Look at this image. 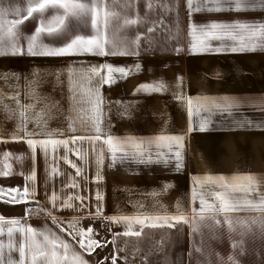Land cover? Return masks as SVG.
Wrapping results in <instances>:
<instances>
[{
	"label": "crops",
	"instance_id": "1",
	"mask_svg": "<svg viewBox=\"0 0 264 264\" xmlns=\"http://www.w3.org/2000/svg\"><path fill=\"white\" fill-rule=\"evenodd\" d=\"M201 5L212 6L207 5L206 0H201ZM222 6L234 9V5ZM236 21L264 23V9L255 7L254 10L239 12L202 11L190 15L187 0H182L180 37L175 41L178 42L175 47L151 50L141 42L138 55H0V74H3L0 75V141H10L13 134H20V109L13 99L17 94L20 105H35L34 109L26 112L29 117L28 131L63 133L62 137L55 138L94 134L86 131L81 123V120L87 121L92 115L88 102L89 90H94L99 80L98 76H92L89 81L88 69L104 63L130 70L127 77L114 74L116 78L111 85L103 84L99 87L103 99L101 128L104 138L110 135L123 140L135 137L149 141L159 135H184L180 169L176 168L175 159L169 157L166 149L155 145L150 148L153 160L159 159L161 162L141 164L131 159L121 162L123 154L118 152L117 160L113 163L111 153L102 139L94 146L87 141L69 145L74 150L79 149L86 157H78L75 151L67 153L68 158L82 169L80 175L63 160H56L54 163L60 174L49 176L46 175L48 165L37 148L35 201L39 202V208L51 211L58 224H53L39 208L36 212L26 214L24 204L0 202V215L6 220L19 219L22 224L38 232L49 230L55 233L69 245L70 259L73 254L79 255L88 264H111L113 254L116 264H233V261L235 264H264V212L258 210L207 213L205 223L198 232L192 230L191 224H178L171 229L146 227L140 237L114 236L126 231V226L122 223H109L104 219L138 213L162 214L164 211L175 214L179 203L182 208L189 210L188 218L191 220L193 216L190 209L199 208L198 200L195 204L191 201L194 177L212 175L231 178L251 175L258 178L256 190L249 194L237 191L232 195L240 200L247 198L254 203H258L259 198L264 196V110H261V102L264 100V50L237 53L192 50V23L202 26L210 22ZM31 23H37L38 26V21ZM87 29L85 27L82 30L81 27L80 34L88 35ZM115 33L117 39L128 42L136 37L134 31L122 32L121 36L119 31ZM33 34L34 30L26 32L19 39V45L26 48L28 37ZM39 42L49 46H60L63 43L45 37ZM210 44L212 48H229L234 42L228 39L211 40ZM105 74L101 72V75ZM157 82L166 85L164 91H137L140 85ZM30 93L38 99H33ZM178 95L185 99H177ZM224 97L239 98L242 107L235 110L232 116L220 115L211 108L197 109V113L189 118L187 98L193 99V107L196 108L195 102L198 99L219 101ZM201 102L204 103L203 100ZM37 119L42 121L39 126ZM70 119L75 122V133L68 130ZM202 119L209 122L207 130L189 131L190 127L198 129ZM240 121H251L252 125L238 123ZM133 151L129 148V153ZM5 152L13 154L7 161L12 165V174L7 178L0 177V187L22 188L29 184L25 177L33 170V160L26 143L0 142V168L6 163L3 160ZM101 152L103 159L98 166L97 158ZM55 155L62 157L65 150L60 147ZM164 160L168 162L164 163ZM97 173L101 177L99 182L95 180ZM46 180L47 196L55 191L59 197L57 208L52 207L45 195ZM71 180H75L79 187H67ZM165 185L171 187L165 189ZM200 191L209 202H214L210 194L222 189L216 184H204ZM97 192L103 197L99 201L102 216L93 219L98 203L95 198ZM76 195L85 197L83 203L73 199L72 209H59L61 202L68 196ZM225 215L234 222L244 221L245 224L242 226L234 223L233 230L229 231L224 222ZM213 216L220 219L221 223L207 227L206 224ZM72 220L79 221L78 227H92L93 238L100 241L103 247H97L90 254L84 251L78 239L69 235L71 230L68 229V222ZM133 230H139V226ZM2 239L7 242L6 235ZM14 239L20 243L23 238L16 233ZM234 243L236 247H233ZM11 255L19 259L17 252L13 251Z\"/></svg>",
	"mask_w": 264,
	"mask_h": 264
},
{
	"label": "snow or ice",
	"instance_id": "2",
	"mask_svg": "<svg viewBox=\"0 0 264 264\" xmlns=\"http://www.w3.org/2000/svg\"><path fill=\"white\" fill-rule=\"evenodd\" d=\"M207 5L211 7H205L201 5V0H187V7L190 15L193 13H199L202 11L207 12H223L235 10L248 11L254 10L255 7L264 9V0H206ZM229 4L234 5L232 7H223L222 5ZM195 5V7H194ZM119 7L120 11H115L114 8ZM166 7V6H165ZM137 8L134 0H28V6L26 9V15L23 19L6 20V16L11 13L19 16L21 13L20 8L10 9L4 6H0V55H29L34 57H65V56H79V55H94V56H127L138 55L139 47L142 39L145 43L151 47V38L147 36V33L157 31V23L152 22L148 26L144 33H138L131 42L123 39H117L116 33L113 31L111 36L109 35V27L113 20L116 21V28H127L137 24H143L147 20V16L143 18L138 11L133 12V9ZM153 8V0H147L146 9L151 11ZM49 10H55L50 18L46 16ZM167 10V8H166ZM121 12L124 15H121ZM132 13V15H129ZM34 14H38L34 16ZM37 19L38 26L34 29V34L28 37L26 50L19 45L20 34L17 30V26L24 23L28 19ZM7 25V27H5ZM80 25L90 28V34H80L77 29ZM190 31L192 36V50L193 51H231L248 52L256 51L257 49L264 50V23L256 24L249 22H210L206 25L198 26L195 23L190 25ZM52 38L53 40L63 39V43L60 46H49L48 44L39 42L41 38ZM231 40L234 45L225 48L218 47L212 48L211 40ZM134 45V47H133ZM179 51V49H177ZM138 67V66H137ZM129 69L125 67L113 66L110 63H104L102 65L90 67L88 72L89 81L92 76H98L99 80L94 90H89L88 102L91 105L92 115L89 120H81L85 130L93 132L92 135H72L68 138H55L56 136H63L62 132H48L46 134L37 133L35 131H28L27 123L29 117L26 112L34 109V104L20 105L17 96L13 97L19 107V125L18 132L20 134H13L11 140H2L0 142H21L26 143L27 147L31 150V156L33 160V170L30 175L25 179L29 181L24 187L3 188L0 187V202L9 205H26V214L36 212L39 208V202L35 201L37 195L36 192V171H35V159L37 148L40 149L43 158L48 165L46 175L55 176L60 174L58 167L55 165L56 160H63L70 167L76 170V174L80 175L82 169L78 167L72 160L68 158L67 153L75 151L76 155L82 159H86L79 149H72L70 144H76L77 142L87 141L90 144L95 145L97 141L103 139V143L107 145L109 152L111 153L112 162L117 160V153H122L121 162L125 159H131L136 163H158L159 159L153 160L150 148L155 145L158 148L166 149L170 158H174L176 162V168L182 167V149L184 142V135H159L153 140L145 141L135 137H129L126 140L107 136L103 137L102 124V103L103 99L99 92V87L103 84L111 85L115 80L114 74H119L120 77H127ZM71 72V70H70ZM101 72H105V75H101ZM3 75V74H0ZM71 83V81H70ZM166 88L163 82L157 83H145L140 85L137 91L146 93L162 92ZM33 99H38L33 93H30ZM177 99L184 100L183 96L178 95ZM75 103V95L73 96ZM204 101V103L201 102ZM196 108L193 107L194 101L192 98L186 99L188 116L191 119L193 115L197 113V109L208 108L214 109L218 114L232 116L234 111L242 107V104L237 97H224L221 100H210L209 98H201L196 102ZM261 110H264V100L261 102ZM43 114L41 113V116ZM41 120L37 119V125L41 124ZM74 120L70 119L68 124V130L72 133L77 131L74 126ZM208 120L202 119L199 122L198 129L196 127H190L189 131H205L207 130ZM238 123H247L248 126L252 125L251 121H240ZM45 135L46 138H35L37 136ZM62 147L65 150V155L57 157L55 153L58 148ZM129 148L134 149L129 153ZM12 153L5 152L3 154L4 163L0 168V177L7 178L12 174V165L7 163ZM159 155V154H158ZM103 154L98 156L97 165L102 163ZM52 161L53 163L49 164ZM167 163V160L163 161ZM256 177L251 175L233 176L231 178L224 176H204L194 177V186L191 191V201L193 204L199 201V208L192 207L190 212L193 219L189 220V210L184 209L179 203L176 205L175 214H169L164 211L154 214L138 213L133 216L120 215L104 218L109 223L124 224L126 231L123 233L114 234V236L123 237H140L143 230L147 228H174L178 224H191L192 230L198 232L200 226L205 223V214L207 213H229L239 210H258L264 212V196L259 198L258 203H254L247 198L240 200L233 196V192H243L249 194L256 190ZM96 182L101 180L99 173L95 177ZM47 183L45 182V195L48 194ZM204 184H216L222 191L211 193V197L214 202H209V199L204 193L200 191ZM67 187L78 188L79 185L75 180H71ZM171 187L165 185V189ZM155 195V193H153ZM49 202L53 208H57L56 201L59 198L57 193L53 191L50 196H47ZM97 200L96 213L93 219L100 218L102 216V207L99 201L103 199L99 192L95 196ZM73 199L81 201L83 203L85 197L76 195L68 196L66 200L62 201L59 205V209H72L74 205L71 203ZM33 202H35L33 204ZM218 202V206H217ZM39 211L45 213L53 224H58L56 217L53 213L47 209L39 208ZM224 222L227 223L229 231L233 230L234 223L244 225V221H233V219L227 215L224 216ZM221 223L220 219L215 216L211 218V221L206 224L207 227H214ZM79 221L72 220L68 222L69 235L73 239H78L80 247L89 254L97 247H103L100 241L93 238L94 229L92 227H78ZM7 226V227H6ZM135 226H139V230H133ZM61 231H64L61 228ZM19 233L22 236V242L17 243L14 239V234ZM7 236V242L2 239ZM115 241L113 240V243ZM237 245L234 243L233 247ZM7 250V253H6ZM200 251V248L196 249ZM15 251L18 253L19 259H14L11 253ZM109 257H105L108 259ZM232 260V257H229ZM0 264H88V261L84 260L81 256L73 254L72 258H69V245L58 237L55 233L45 230L38 232L31 226H26L20 222L19 219L6 220L0 215ZM111 264H116V258L112 255ZM235 264V261H233Z\"/></svg>",
	"mask_w": 264,
	"mask_h": 264
},
{
	"label": "rangeland",
	"instance_id": "3",
	"mask_svg": "<svg viewBox=\"0 0 264 264\" xmlns=\"http://www.w3.org/2000/svg\"><path fill=\"white\" fill-rule=\"evenodd\" d=\"M181 1L182 0H153V8L151 11H148L146 9L147 0H134L137 8L133 9V12L138 11L142 18L147 16L145 23L117 29L116 21L113 20L109 27V35L111 36L112 30L119 31V36H121L122 32L128 33L129 31H134L137 35L138 33H144L146 28L150 26L152 22H156L158 30L152 33H147V36L150 37L152 41L151 47L149 49L157 50L159 47H162L166 50L171 48V46L175 47V45L178 43L175 41L180 37ZM0 6L10 9H15L18 7L21 10L19 16L10 12V14L6 16V20L23 19V17L26 15L28 0H0ZM114 10L118 12L120 11L119 7H115ZM53 14H55V10H49L46 13V16L50 18ZM36 15L38 14H34V16ZM121 15H124V13L121 12ZM129 15H132V13H129ZM32 21L38 20L30 18L24 21V23L21 25L17 26L20 39L26 32L31 33L37 27V23L32 24ZM5 27H7V25H5ZM81 27L82 30H85V27L80 25L77 29H73V31H78L80 33ZM87 33L90 34V28L87 29ZM58 40L63 41V39ZM141 42L147 44L143 39ZM20 46L25 48L23 45Z\"/></svg>",
	"mask_w": 264,
	"mask_h": 264
}]
</instances>
